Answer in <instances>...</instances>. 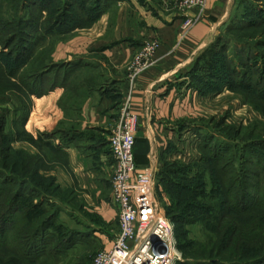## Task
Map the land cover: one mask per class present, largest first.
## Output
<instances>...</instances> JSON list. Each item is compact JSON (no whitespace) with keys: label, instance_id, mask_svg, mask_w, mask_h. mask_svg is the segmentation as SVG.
<instances>
[{"label":"crops","instance_id":"obj_1","mask_svg":"<svg viewBox=\"0 0 264 264\" xmlns=\"http://www.w3.org/2000/svg\"><path fill=\"white\" fill-rule=\"evenodd\" d=\"M224 1L206 0L202 19L181 41L182 24L197 14L196 8L183 12L166 0H111L92 25L75 28L70 40L56 46L53 59L69 74L59 76L56 90L41 97L30 95L25 126L33 135L56 134L45 138L55 152L45 153L43 148L50 168L42 174L54 179L59 194L49 198L60 218L67 217L62 220L73 228L75 244L110 250L119 231L118 208L112 200L116 164L109 136L127 97L138 115L137 172L150 167L154 179L161 177L167 163L184 159L178 152L195 131L193 121L200 112L218 114V102L226 92L205 98L186 81L193 57L223 14ZM155 38L161 42L159 51L148 70L131 82V61ZM23 149L43 153L28 141ZM67 193L71 197L65 199Z\"/></svg>","mask_w":264,"mask_h":264},{"label":"trees","instance_id":"obj_2","mask_svg":"<svg viewBox=\"0 0 264 264\" xmlns=\"http://www.w3.org/2000/svg\"><path fill=\"white\" fill-rule=\"evenodd\" d=\"M110 1L25 0L20 4L24 13L16 17L8 14L4 16L0 9V44L7 49L6 54L0 58V95L18 84L29 96L34 94L41 97L49 91L56 90L61 85L59 76H65L69 72L65 70L64 64L53 60L52 52L49 56L50 64H45L43 42L54 34L71 33L75 28L92 25ZM0 6H3L1 2ZM261 14L255 16L256 19L248 26L249 28H262L261 32H264V11ZM40 43V53L37 54V46ZM216 54L217 50L214 48L209 58L208 55L206 57V53L202 54L194 70L205 72L207 77H211L216 66ZM35 64V69L30 71L29 66ZM230 67V76L237 84L229 83L228 79L230 87L228 84L226 87L234 91L244 89L264 99V73L259 61L256 64L244 65L245 69L249 67L251 70V78L245 70L244 77L242 74V77H239L237 70L233 66ZM215 92L219 93L222 90ZM27 117L28 107L23 114V128L20 127L21 120L17 121L18 124L15 122V128L17 126L20 129L19 135L28 137L27 141L41 152L43 148L46 150L45 153L55 152L52 145L45 143V138L51 139L56 134L33 135L26 129ZM7 122V116L0 115V250L14 254L20 264H37L44 258L59 255L62 247L73 242V236L66 239L68 233L62 231L63 226L58 223L59 208L49 198L57 194L58 189L53 178L42 174L43 169L50 168L45 160L47 154L44 152L30 154L25 149L13 148L12 142L15 138L12 132L7 131ZM200 138L203 141L201 139L199 144L201 151L199 163L206 167L205 171L198 173L202 176L209 173L212 180L210 194L201 195L205 201L203 202L211 211L210 215L203 219L209 233L206 234L204 242L194 241L185 236L184 239H180L177 232L183 228L180 223L181 216L173 211H167L166 214L175 224L178 247L184 256V261L177 264H264V155L254 156L255 150L260 146L264 151L262 147L264 140L244 142L243 146L239 141H234L232 145L220 146L214 144L217 140L214 133ZM177 164L175 162L166 164L161 174L165 184L167 179L175 178L179 170L189 167L183 164L177 171ZM237 164L242 167L241 170L235 168ZM253 166L260 171H253ZM7 170L9 179L6 173H3ZM184 173H187L189 179L200 177L193 170L190 172L184 170L182 175ZM179 178L187 179L181 175ZM10 181L18 188L8 189ZM194 185L195 189H206L202 181ZM46 205L51 206L53 211L50 212ZM40 213L43 216L41 221L37 225L32 224L35 216ZM25 225L28 229L23 227ZM28 225L32 228L29 229ZM4 262L3 257L0 258V264Z\"/></svg>","mask_w":264,"mask_h":264},{"label":"rangeland","instance_id":"obj_3","mask_svg":"<svg viewBox=\"0 0 264 264\" xmlns=\"http://www.w3.org/2000/svg\"><path fill=\"white\" fill-rule=\"evenodd\" d=\"M22 1L24 3L25 0H0L3 4V6H0V9H2L1 13L4 14V16L8 14L9 16L14 17L18 14L22 15L24 13V10H22V6L20 5ZM222 7H224L223 14L217 19L213 33L209 36L203 49L192 59L189 78L186 81V84L190 85L193 90L205 98H211L215 94H218L215 91L219 89H221L222 92H226L218 102V114L212 115L210 112H200L202 116L199 114L198 118L194 119V125L196 126L194 127L195 130H197L190 131V134L187 136V140H185L181 146L182 149L178 147L180 149L178 153L182 152V157L184 159L175 161V163H178L176 165V169L177 171L178 169H181L180 165L183 164L188 165V169L179 170L177 175H175V178L171 177L169 180L167 179L166 184L163 181L164 177L161 176L158 179L155 178V195L160 208H162L165 212L170 210L181 216L180 223L183 228L181 227L179 232H177L180 239H184L183 236H185L198 242H204L206 240V234L209 233V228H207V226L205 227L203 219L211 213L208 205L204 203L205 201L201 195L204 193L210 194L212 191L211 175L206 173L205 176H202L198 173L205 171L204 169L206 167L205 165L199 163L201 160L199 144L202 139L200 137L202 136L204 138V135L206 136L214 133L217 136V140H215L214 144L217 143V145L220 146L232 145L234 141H239L241 146H243L245 143H249V141L264 140L263 97L260 98L244 89H236L235 91L231 90L229 88L230 85L227 83V80L229 79V83L237 84L230 76V66H233L234 69L237 70L239 77L241 74L244 77V72L247 71L248 76L251 78V70L249 67H247L246 70L244 65H250V63L256 64L259 61L261 63L262 73H264V42H261L264 41V32H261L263 29H252L248 27L256 19L255 16L262 15L261 13L264 11V0H225ZM75 17L77 18L78 16ZM71 38L72 35L66 32V34H54L53 36H50L47 41H44L45 50L43 56H45V64H50L51 61L49 56L51 52L53 56L56 46L62 42L70 40ZM39 46H41V43L37 46V54L40 53ZM213 48L217 50L216 66L212 71V76L207 77L205 72H196L194 67L198 58L202 54L206 53V57L208 55L209 58V54ZM6 52L7 49L0 44L1 59L2 55L6 54ZM35 67L36 64L32 67L29 66L28 69L31 71L35 69ZM227 84L229 87H226ZM222 92H219V94ZM29 103L30 96L23 92L19 84L13 85L10 91L0 95V115L5 114L8 118L6 129L7 131L12 132L13 138H15L14 142H12V147L17 150L23 149L24 142L28 140V137L19 135L20 129H18L17 126L15 128V122L21 120L20 127L23 128V114L29 106ZM211 105L214 106V102H212ZM262 147H264V145ZM255 152V157L257 154L264 155V151L261 146L256 149ZM52 156L54 157V155ZM235 168L237 170L242 169V167L238 166V164ZM252 169L253 171H260L259 168L254 166ZM184 170H189V172L193 170L194 173H198L200 177H197L194 180L191 178L189 179L187 173L182 175ZM3 173H6V176L9 179V171L7 170V172ZM212 173L213 175L215 174L214 171ZM180 175L182 177L186 176L187 179H180ZM201 181L202 184L205 185L206 189H195L196 187L194 184H199ZM184 186L187 188H184ZM17 188L18 186L15 185L13 181L9 182L8 189L11 190ZM67 194L68 196L65 197V199L71 197L69 193ZM45 207H47L50 212L53 211L51 206L46 205ZM42 217V213L35 216L32 224L37 225L41 221ZM62 219L66 221H68V219L65 215H63L62 218H60V215L58 216V223L63 226L62 231L68 233L66 239L73 236V242H70L69 244L67 243V246L70 248H65L67 247L65 245V247L61 248L62 252L59 253V255L52 258H44L39 263L37 262V264H93L96 255L101 249H98V247H95L92 243L81 245L75 244V242L77 243V236L74 234L73 228ZM24 224L25 221L22 222V225ZM26 226L27 225L23 227L25 228ZM31 228L32 227L29 226V229ZM5 252L0 250V258L3 257V261H5L3 264H20L14 254H11L9 251Z\"/></svg>","mask_w":264,"mask_h":264},{"label":"built area","instance_id":"obj_4","mask_svg":"<svg viewBox=\"0 0 264 264\" xmlns=\"http://www.w3.org/2000/svg\"><path fill=\"white\" fill-rule=\"evenodd\" d=\"M174 9H197L187 16L181 28V41L202 19L206 0H166ZM161 46L159 39L147 41L129 65L128 78L134 82L150 67ZM138 115L133 112L129 97L123 103L120 118L109 136L115 160L113 203L118 208L120 228L110 250H100L93 264H177L184 260L178 247L175 224L156 200L154 171L149 167L137 172L135 132Z\"/></svg>","mask_w":264,"mask_h":264}]
</instances>
